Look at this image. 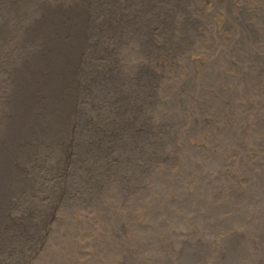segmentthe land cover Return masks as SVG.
I'll use <instances>...</instances> for the list:
<instances>
[{
  "label": "rangeland",
  "instance_id": "rangeland-1",
  "mask_svg": "<svg viewBox=\"0 0 264 264\" xmlns=\"http://www.w3.org/2000/svg\"><path fill=\"white\" fill-rule=\"evenodd\" d=\"M185 163L219 188L165 174ZM255 180L264 0H0V264H264Z\"/></svg>",
  "mask_w": 264,
  "mask_h": 264
},
{
  "label": "bare ground",
  "instance_id": "bare-ground-1",
  "mask_svg": "<svg viewBox=\"0 0 264 264\" xmlns=\"http://www.w3.org/2000/svg\"><path fill=\"white\" fill-rule=\"evenodd\" d=\"M199 45H202L203 47L205 46L202 42H199ZM200 47V46H198ZM207 48V47H206ZM253 104H251L248 100H246V98H244V100L240 99L238 101V105L236 103H234L233 105V108L234 111L233 113L236 114L235 118H236V121L239 122V119L241 117V111H245L247 110V108L249 109ZM171 110H174L176 107L175 106H172L170 105L169 106ZM237 122L235 121H232V130H234L237 126ZM254 127H252L250 130H249V134H252L254 133ZM245 134V136L237 141V142H225L228 140V134L224 135L226 138H225V141H222V142H209V144L211 146H215V145H220L221 146V149H222V153H224L225 155L227 154L228 157L230 159H233V158H236V157H240V155L244 152H245V149L244 148H247V149H253L255 151V149H257V143H255V141H252L253 144L255 145V147L253 148H250L248 147V145L245 144V138L249 137V135ZM255 134V133H254ZM236 136V133L235 134H232L231 135V140H233ZM251 153H253L252 151H250ZM248 153V152H247ZM245 153V159L246 161L248 162V164H246V167H249L250 164H254L255 166H252V169H253V173L254 175H257L259 174V169L258 167L260 168V163H261V160L262 158L260 156H257V155H253L252 159H248L246 157V154ZM211 161H216L215 159H211ZM167 174L168 176L172 177L176 182H179L181 183L180 185H184L188 188H191V189H198L196 185H200V188L204 191H207V192H210L214 189H218L220 184L216 181V179L220 178L221 177V174L219 172H216L214 171L213 168H209V165L207 166H201V167H198L196 166L195 164H192V163H185V164H182L180 166V168L178 170H176L174 172L173 175L171 174H168L167 172L165 173ZM162 174L159 175V177H161ZM255 183L260 185L258 186V189L263 187L262 185H264V181H256L255 180ZM253 187L250 185L249 186V189L247 190H243L240 195H238V199L242 200V202L246 199H248L250 196H253L255 195L256 193L254 192H250V191H253ZM257 188H255L254 190H256ZM264 193V192H263ZM223 202L224 200L223 199H219L217 200V207L220 208L222 207L223 205ZM239 206V203L236 202L235 203V207L234 208H238ZM108 211L110 214H114L115 213V208L114 206L111 204L109 207H108ZM142 215L146 218H148L150 221H153L154 220V217H152L151 215H148L146 213H142ZM112 223V220L110 219L109 223H108V227L110 228L111 230V233H112V230L114 229L113 228V225L111 224ZM144 226L145 224L144 223H138L136 226H135V229H136V232L141 234L143 231H144ZM234 227L236 229L234 230H237V233H236V236H239L241 234V232L244 231V225L240 222H238L237 224L234 225ZM172 233L177 237L175 239L176 241V244L179 246L180 244H182L184 242V238H180L181 237V230L179 227H177L175 230H172ZM138 239L141 238L140 236L137 237ZM109 253H112V250L108 251L105 255L103 256H90L89 257V254H84V261H82L80 259V261L78 262V264H101V261L95 263V261L99 258V257H106L107 254ZM111 262V261H110ZM120 264H129L128 262L126 261H122L120 262Z\"/></svg>",
  "mask_w": 264,
  "mask_h": 264
}]
</instances>
